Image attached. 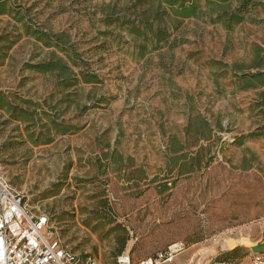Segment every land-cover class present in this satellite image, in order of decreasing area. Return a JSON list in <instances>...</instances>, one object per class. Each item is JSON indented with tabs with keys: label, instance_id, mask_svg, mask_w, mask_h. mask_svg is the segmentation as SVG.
Returning <instances> with one entry per match:
<instances>
[{
	"label": "rangeland",
	"instance_id": "374dc122",
	"mask_svg": "<svg viewBox=\"0 0 264 264\" xmlns=\"http://www.w3.org/2000/svg\"><path fill=\"white\" fill-rule=\"evenodd\" d=\"M6 2L24 21L0 16V91L35 116L28 133L0 111V177L48 217L61 242L96 264H116L126 251L131 264L171 250L165 264L258 256L239 240L264 246V119L250 111L257 91L237 90L229 67L264 50L262 9L230 33L207 15L165 19L168 44L158 49L127 31L147 26L151 0ZM24 23L67 34L102 83L82 86L67 110L58 105L56 78L25 68L52 49L25 35ZM197 116L208 124L198 142L186 135ZM56 118L76 132L46 133ZM197 146L200 167L179 176ZM112 151L124 166L107 165L103 154Z\"/></svg>",
	"mask_w": 264,
	"mask_h": 264
},
{
	"label": "trees",
	"instance_id": "16d2710c",
	"mask_svg": "<svg viewBox=\"0 0 264 264\" xmlns=\"http://www.w3.org/2000/svg\"><path fill=\"white\" fill-rule=\"evenodd\" d=\"M163 1L151 0L153 4H156L155 6L151 5L152 7L144 15L145 18L143 21L147 26L142 28L134 24L128 25L127 31L135 40L149 41L155 47L159 46L160 43H164V45L168 44V36L161 28L165 19L172 18L181 21L191 18L200 19L207 15L212 24H219L227 33H230L235 27L250 19V13L256 9L261 8L264 13V3L261 0H203L206 11L203 10L200 4L201 0ZM161 3H165L166 8H162ZM3 15H13V17L17 15L18 18L21 17L18 12L12 14V9L8 8L6 0H0V16ZM149 19L157 22L156 29L149 23ZM23 21V17L17 20L18 23H23ZM22 26L25 35L39 42L44 48L52 49L47 60H42L34 64H26L25 68L37 74L52 75L56 78V91L60 96L57 104L64 106L65 110L76 104V98L82 86L94 87L102 83L99 75L90 70L89 64L83 60L76 45L72 43L67 34L33 30L26 23L22 24ZM173 48L174 46H171V49ZM158 49H160V46ZM253 53L254 57L248 64L234 63L229 67V70L235 80L234 84L237 90L257 91L256 99L250 111L264 119V50L256 47ZM223 67L228 68L226 65H223ZM101 101H104V99H101ZM0 111L8 116V122L22 124L25 126L26 131L30 133L29 129L34 126L35 115L30 113L28 109L10 102L1 91ZM207 126V122L200 116H197V118L191 120L186 128L187 139L196 138L198 142L201 139L202 129ZM42 128L43 130L45 129L46 133L53 131L56 135H66L76 132L75 126L66 125L65 121H59V118L47 121ZM255 137H257V134H249L246 138L254 139ZM204 139L208 140L206 137ZM242 140L243 138L239 139L237 143L241 144ZM50 142L51 138L43 142H33V145H47ZM173 145H179L176 138H173ZM197 147L196 156L190 159L192 164L187 163L183 165L185 169L178 174L179 176L194 172L195 168H193V163H196V167H200L201 162L199 158L203 152V147ZM103 157L106 163H108L107 165L111 163L116 168L124 166L126 162L116 151L107 152L103 154ZM103 167L105 168L106 164ZM125 244L126 239H123L120 242V252L124 249Z\"/></svg>",
	"mask_w": 264,
	"mask_h": 264
},
{
	"label": "built area",
	"instance_id": "2783aa9c",
	"mask_svg": "<svg viewBox=\"0 0 264 264\" xmlns=\"http://www.w3.org/2000/svg\"><path fill=\"white\" fill-rule=\"evenodd\" d=\"M162 252L139 264H165L175 256ZM0 264H96L91 257L80 258L58 238L48 217L31 210L24 196L0 177ZM116 264H131L130 252L116 257ZM187 264H238L235 261H210ZM252 264H264L254 257Z\"/></svg>",
	"mask_w": 264,
	"mask_h": 264
},
{
	"label": "water",
	"instance_id": "95a60500",
	"mask_svg": "<svg viewBox=\"0 0 264 264\" xmlns=\"http://www.w3.org/2000/svg\"><path fill=\"white\" fill-rule=\"evenodd\" d=\"M244 247H249L250 250L255 254L264 255V246L262 245L256 244L254 246L251 245V246H244Z\"/></svg>",
	"mask_w": 264,
	"mask_h": 264
},
{
	"label": "crops",
	"instance_id": "0c3cea01",
	"mask_svg": "<svg viewBox=\"0 0 264 264\" xmlns=\"http://www.w3.org/2000/svg\"><path fill=\"white\" fill-rule=\"evenodd\" d=\"M232 251H235V249H233ZM254 257H261V258H264V255H258V256H250V257H246L245 259H244V261L242 262V264H252V259L254 258Z\"/></svg>",
	"mask_w": 264,
	"mask_h": 264
},
{
	"label": "bare ground",
	"instance_id": "6f19581e",
	"mask_svg": "<svg viewBox=\"0 0 264 264\" xmlns=\"http://www.w3.org/2000/svg\"><path fill=\"white\" fill-rule=\"evenodd\" d=\"M239 242L242 246H251L252 245L249 238H240Z\"/></svg>",
	"mask_w": 264,
	"mask_h": 264
}]
</instances>
